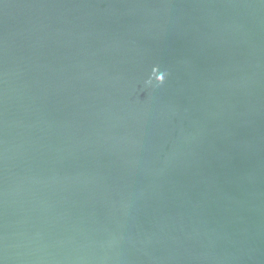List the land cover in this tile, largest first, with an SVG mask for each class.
<instances>
[{"label": "water", "instance_id": "water-1", "mask_svg": "<svg viewBox=\"0 0 264 264\" xmlns=\"http://www.w3.org/2000/svg\"><path fill=\"white\" fill-rule=\"evenodd\" d=\"M0 264H264V0H0Z\"/></svg>", "mask_w": 264, "mask_h": 264}, {"label": "clouds", "instance_id": "clouds-1", "mask_svg": "<svg viewBox=\"0 0 264 264\" xmlns=\"http://www.w3.org/2000/svg\"><path fill=\"white\" fill-rule=\"evenodd\" d=\"M166 76H167V73L166 72H160V71H154L153 72V78L160 85H162V84L165 83ZM147 83L148 84H151L152 83V80L150 79Z\"/></svg>", "mask_w": 264, "mask_h": 264}]
</instances>
